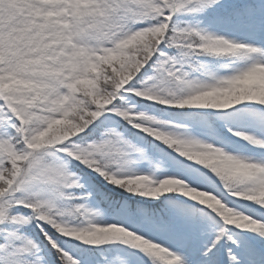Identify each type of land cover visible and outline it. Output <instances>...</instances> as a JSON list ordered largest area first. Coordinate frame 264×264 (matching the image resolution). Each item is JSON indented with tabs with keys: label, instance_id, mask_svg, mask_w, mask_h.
I'll return each instance as SVG.
<instances>
[{
	"label": "snow or ice",
	"instance_id": "1",
	"mask_svg": "<svg viewBox=\"0 0 264 264\" xmlns=\"http://www.w3.org/2000/svg\"><path fill=\"white\" fill-rule=\"evenodd\" d=\"M0 264H264V0H0Z\"/></svg>",
	"mask_w": 264,
	"mask_h": 264
}]
</instances>
